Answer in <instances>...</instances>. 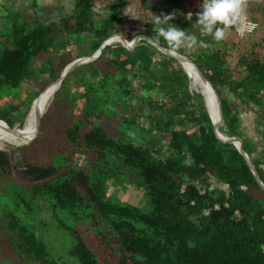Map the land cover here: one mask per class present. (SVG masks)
<instances>
[{"label": "trees", "instance_id": "obj_1", "mask_svg": "<svg viewBox=\"0 0 264 264\" xmlns=\"http://www.w3.org/2000/svg\"><path fill=\"white\" fill-rule=\"evenodd\" d=\"M116 1L98 24L90 0H77L74 14L55 23L26 16L22 8L12 12L9 33L0 41L4 129L21 125L46 86L26 102L12 103L9 98H18L21 85L33 77L49 74L47 85L58 79L70 62L64 55L70 43L81 44V57H86L119 33L124 11L122 1ZM183 1L151 5L144 34L155 38V16L171 13L172 25L210 44L175 52L188 57L211 84L222 112L218 131L242 140L264 184V61L241 55L232 69L223 40L201 36L200 26L181 13ZM30 7L34 11L36 6ZM159 46L171 50L162 38ZM193 74L195 79L194 69ZM203 92L190 93L188 76L177 61L144 41L132 50L106 46L98 59L65 77L45 107L34 140L17 135L16 146H28L0 150V173L19 182L38 204L82 221L76 229L63 226L79 264H264V192L236 148L216 138ZM73 106L77 117L54 134L59 116ZM254 108L260 114L255 130L263 143L258 153L254 142L244 137L238 117ZM106 120H114L120 129L109 133L102 125ZM76 155L83 156L85 168L74 164ZM211 179L227 186L225 192L211 189ZM111 183L140 190L146 209L107 195ZM6 219L16 247L31 264H59L25 225L10 214Z\"/></svg>", "mask_w": 264, "mask_h": 264}, {"label": "rangeland", "instance_id": "obj_2", "mask_svg": "<svg viewBox=\"0 0 264 264\" xmlns=\"http://www.w3.org/2000/svg\"><path fill=\"white\" fill-rule=\"evenodd\" d=\"M34 1L36 3V6H38L39 9L42 10V13L43 11H46L47 7H49L48 9H52L50 10L51 13L48 12L50 18H55L52 23L59 22V20H61V17L72 12L71 10H69L66 14V10L64 12L58 10L55 11V0ZM121 1V8H123L124 13L123 17L118 22L117 29L119 33L117 34L122 35L127 41H131L136 36H145L144 33L147 32L146 23L152 16L150 11L151 5L158 4L159 0H151L149 2V6L145 5V0ZM32 2V0H14L11 4V7L8 0H0V29H2L0 30L1 43L4 42V38L2 37H6L9 33L8 29L9 25H11L9 17L12 12H15L13 9L16 10V8L21 7L24 15L31 17L30 6ZM201 3L202 0H184L181 6V13L185 15H187L188 13H192L191 21L195 23L196 21L194 20H197L196 13L200 11ZM244 5V15L249 18L255 19L259 24V29L253 35L251 34V36H247L243 39H237L235 32H233L234 30H229L228 35L223 40L221 47H223V49L225 50L227 54L226 59L232 69L236 67L237 60L241 55H253L254 57H257L258 59L264 61V0H244ZM253 10L255 12L252 14L251 11ZM106 12L107 9L105 8L94 7V20L96 21L98 18L103 17ZM41 17V21L43 23L51 22L49 17L45 19L46 13L44 15H41ZM116 46L121 45L117 43V41L111 42V44L109 45V47L112 48ZM83 50L84 49L82 48L81 44H79L78 42H73L69 44L66 52H64V55L65 57L66 55L67 57H69V63H71L72 61L81 58ZM58 59L59 58H57L56 60ZM102 65L104 66V64ZM178 65L181 67L179 63ZM76 75L78 74L76 73ZM49 76V74H44L43 76L37 78L33 77L31 81L23 83L19 88L20 90L18 92V98L15 99L11 96L9 98V101L12 103H17L19 101L26 102L29 99L33 98L35 93H39L41 91L40 88H43L45 86L48 87L50 84L53 83L52 82L47 85V81L50 78ZM76 78L77 77L72 76L71 81H75ZM85 79L88 78L86 77ZM129 79L132 81L133 85L136 84L134 80H132L131 78ZM194 85L198 88L196 91L191 89L188 80V90L190 93H197L200 90H203V87L201 86L197 75L194 79ZM72 89L73 85L71 87V90ZM43 92L44 90L40 92L36 102L31 103V113L21 121V125L19 123H16L12 128L22 127L24 125L25 119L32 116L36 108L35 105ZM52 101L53 98L49 97L48 95L45 103V107L48 106L47 109L49 108ZM209 102H215V100L213 102L211 94H209ZM46 110H44V112H46ZM77 115L78 111L75 109V106H73L72 109L68 110L67 114L65 112L63 113V115L61 114V116H59L58 121L55 123L56 130H53V133L55 134L65 129V127L69 124V118L71 119L72 116L77 117ZM238 117L240 122V128L243 132L244 137L247 140L254 142V145L256 147V153H258L263 148V143L260 140L261 137L255 130L257 128L256 122L260 119V114L258 113V111H256L255 108L250 110L244 109ZM96 122L99 121H91L89 126L94 127ZM116 124L117 123L114 120L102 121L103 127L109 133H115L117 132V129H120L119 126H117ZM142 125L145 126V123L142 122ZM221 125L222 122L220 126ZM36 126L37 121L30 124L28 127L22 129L19 133H17V135H22L24 139H27L29 137L30 139L33 138L34 140ZM188 128H190V126H188ZM9 131L10 130H8L7 132ZM0 132L6 131H4V129L1 127ZM29 144L30 143L21 146H10L5 143H1L0 150L9 152L12 149L28 146ZM165 144L166 142L163 141L162 145L165 146ZM255 155L256 154H253L252 156L256 158ZM74 164L80 168L86 167V161L85 159H83L82 155H76ZM210 185L211 189H217L220 191L223 190L224 192L227 189L224 184H221L214 179L210 180ZM107 195H115L116 200L125 204L127 203L142 208H145L146 206H142L146 202L143 193L140 190L135 189L131 186L123 188L121 186H116L111 183ZM26 206H28V208H26ZM8 214H10L17 221H19L21 225H25L28 231L34 233L37 237H39L46 245L48 251L51 254V257L55 259L59 264H79V262L70 253L73 241L71 237L67 234V232L64 230V227L76 229L78 224L82 221H76L74 217L68 216V214L64 211L52 210L51 208H49L48 205L44 206L38 204L37 201H33V199L28 197V194L25 193L23 187L19 182H16L13 179L11 180L8 175L3 173H0V264H31L28 258L19 250V248L16 247L17 238L14 233H12V231L8 229L6 224V217L8 216ZM88 241L91 244L94 242L93 237L91 235L88 238Z\"/></svg>", "mask_w": 264, "mask_h": 264}, {"label": "clouds", "instance_id": "obj_3", "mask_svg": "<svg viewBox=\"0 0 264 264\" xmlns=\"http://www.w3.org/2000/svg\"><path fill=\"white\" fill-rule=\"evenodd\" d=\"M244 0H202L200 11L196 13L199 32L201 36H211L213 41L219 42L226 38L230 29L234 28L241 37L255 27L247 21L244 15ZM192 13L185 16L190 20ZM173 14L155 16L157 36L152 39L154 45L160 44V38L175 52L181 48L193 49L195 47L208 48L209 43L200 40L188 30H183L170 23Z\"/></svg>", "mask_w": 264, "mask_h": 264}, {"label": "water", "instance_id": "obj_4", "mask_svg": "<svg viewBox=\"0 0 264 264\" xmlns=\"http://www.w3.org/2000/svg\"><path fill=\"white\" fill-rule=\"evenodd\" d=\"M112 38H117L118 41L117 43H119L123 48H125L126 50H132L139 41H144L150 45H152L157 51H159L161 54L165 55V56H168L172 59H174L175 61H177L179 64L180 63H189L193 69H195L197 75L199 76L200 80L209 87V89L211 90V94L213 95L214 97V100H215V104H216V107H217V114H218V117H219V121L218 123H214L213 122V119L209 113V110L207 108V104H206V101L205 99L203 98V101H204V106H205V109L208 113V116L210 118V121H211V124H212V128H213V132L216 136V138L222 142V143H229V144H232L236 150L239 152V155H241L244 160H245V163L246 165L249 167V170L251 172V174L253 175L255 181L257 182L259 188L264 192V184L262 183L260 177L258 176V173L254 167V165L252 164L250 158L248 155H246V153L244 152L243 150V147H242V140L238 137H225L223 136L219 131H218V127L220 126L221 122H222V112H221V106H220V101H219V98L217 96V94H215V91L214 89L212 88L211 84L206 80V78L204 77V75L202 74V72L197 68V66L186 56H183V55H180L176 52H173L171 50H168V49H164L162 48L161 46L159 45H154L152 43V40L146 36H136L134 37L131 41H127L122 35L120 34H115L111 37H109L108 39H106L105 41H103L101 43V45L99 46V48L90 56H86V57H81V58H78L74 61H72L71 63H69L64 69L63 71L61 72V75L58 79H56L52 84L53 85H56V90H58V88H60L61 86V83L62 81L65 79V77L70 74L72 71H74L77 67L81 66V65H84V64H88L92 61H95L96 59L99 58V56L101 55L103 49L106 47V46H109L110 44L108 43L109 40H111ZM182 67V66H181ZM183 69V68H182ZM184 70V69H183ZM184 72L186 73V71L184 70ZM187 74V73H186ZM188 76V75H187ZM188 80H189V77H188ZM50 84V85H52ZM49 85V86H50ZM47 88V87H46ZM45 90V88H44ZM202 96V95H201ZM203 97V96H202ZM38 99L35 98L33 103L36 102V100ZM42 117V116H41ZM41 117L38 118V121H37V126H36V131H35V135H34V138L36 137L37 133H38V130H39V125H40V119ZM10 130H13V128H10L8 127Z\"/></svg>", "mask_w": 264, "mask_h": 264}, {"label": "bare ground", "instance_id": "obj_5", "mask_svg": "<svg viewBox=\"0 0 264 264\" xmlns=\"http://www.w3.org/2000/svg\"><path fill=\"white\" fill-rule=\"evenodd\" d=\"M114 41H118V39L115 38V39L109 40L108 43L110 44L111 42H114ZM180 65L186 71V73H187V75L189 77V84H190L191 89L196 91L195 87H194V74H193L192 66L189 63H180ZM194 71H195V69H194ZM198 79L200 81L201 86L204 89L203 98L206 101L207 108H208L209 113H210V115H211V117L213 119V122L214 123H218L219 117H218V114H217V110H216V106H215L213 95L210 93L211 91L208 88V86L205 85L200 80L199 76H198ZM55 88H56V85H53V84L48 86L47 88H45L44 92L42 93V95L40 96L39 100L37 101V103L35 105L36 108H35L32 116L27 118V119H25L24 125L22 127H15V128H13V130H10L9 132H7L8 130L4 129L0 125V127H2L4 129V131L7 132V133L6 132H0V149H1V143H5L7 145L14 146V142H15V146H16L17 133H19L22 129L28 127L30 124L38 121V118L43 116L44 110H45L46 99H47L48 95H49V97L53 98V96H54V94L56 92ZM207 92H209V94H211V97H212L214 103H210L209 102V100H208V95L209 94ZM31 110H32V108L30 109V111H29V113L27 115H29L31 113Z\"/></svg>", "mask_w": 264, "mask_h": 264}, {"label": "crops", "instance_id": "obj_6", "mask_svg": "<svg viewBox=\"0 0 264 264\" xmlns=\"http://www.w3.org/2000/svg\"><path fill=\"white\" fill-rule=\"evenodd\" d=\"M13 1L14 0H12V1L10 0L9 1L10 5L13 3ZM54 2H55L54 6H56L55 7V11L58 10V11H63L64 12L66 10L67 11L66 14L68 13L69 10L72 11L71 13H68L67 15L61 17V19L68 18V17H70V16H72L74 14V12H75V4L77 3V0H55ZM90 2H91V8H92L93 14H94V7L107 9V12L103 15V17L98 18L96 21L93 18L94 22L97 23V24L100 23L101 20L105 19V17L110 15V13L113 10L114 6L117 4L116 0H90ZM32 3L36 6L35 1H33ZM11 7H12V5H11ZM48 8L49 7H47L46 11L45 12L43 11V13H42V10L39 9L38 6H36L34 11L31 10V17H33V15H34V17H36L38 20L41 21L42 20L41 19L42 18L41 15H44L46 13L45 19H47V17H49V13L48 12L51 13L50 10H52V9H48ZM18 9H21V7L16 8V10L15 9H13V10L17 11ZM49 19L51 21L49 23H52L55 18L52 19V18L49 17ZM45 24H48V23H45Z\"/></svg>", "mask_w": 264, "mask_h": 264}, {"label": "built area", "instance_id": "obj_7", "mask_svg": "<svg viewBox=\"0 0 264 264\" xmlns=\"http://www.w3.org/2000/svg\"><path fill=\"white\" fill-rule=\"evenodd\" d=\"M245 16H246V15H245ZM246 17H247V16H246ZM247 21H248L250 24H254L255 27L252 28L251 31L247 32V33L245 34L244 37H241L238 33H236V31H234V32H235V35H236V37H237V39H243V38H245V37H247V36H251V34L253 35L254 32H256V31L259 29V25H258L257 22L252 21V20L249 19L248 17H247ZM226 188H227V186H226Z\"/></svg>", "mask_w": 264, "mask_h": 264}]
</instances>
